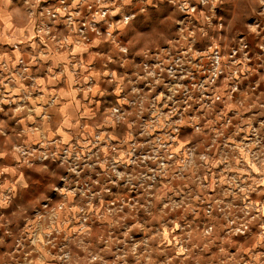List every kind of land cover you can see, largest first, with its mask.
I'll list each match as a JSON object with an SVG mask.
<instances>
[{
  "label": "clouds",
  "instance_id": "obj_1",
  "mask_svg": "<svg viewBox=\"0 0 264 264\" xmlns=\"http://www.w3.org/2000/svg\"><path fill=\"white\" fill-rule=\"evenodd\" d=\"M0 264H264V0H0Z\"/></svg>",
  "mask_w": 264,
  "mask_h": 264
}]
</instances>
